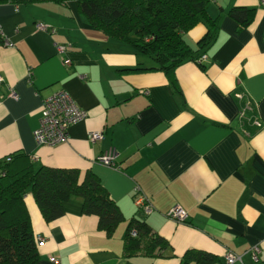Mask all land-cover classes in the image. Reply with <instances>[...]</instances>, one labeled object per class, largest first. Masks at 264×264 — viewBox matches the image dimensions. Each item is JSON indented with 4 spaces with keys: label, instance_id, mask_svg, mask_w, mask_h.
I'll use <instances>...</instances> for the list:
<instances>
[{
    "label": "crops",
    "instance_id": "1",
    "mask_svg": "<svg viewBox=\"0 0 264 264\" xmlns=\"http://www.w3.org/2000/svg\"><path fill=\"white\" fill-rule=\"evenodd\" d=\"M235 7L253 9L247 25L228 14ZM207 13L215 39L202 62L175 68L174 88L146 55L93 27L76 0H0V160L23 154L32 170L73 168L78 182L92 174L122 216L107 233L72 196L61 216L45 221L27 192L31 230L44 238L34 264H182L192 249L220 264L228 251L240 257L232 264H264V5L208 0ZM205 32L197 24L183 39L195 49ZM57 90L88 115L69 127L66 142L39 145L41 104ZM95 130L103 137L91 143ZM109 146L119 168L96 161ZM140 195L151 212L136 205ZM173 206L187 212L184 222L166 215ZM134 219L165 239L160 252L147 254L141 243L124 254Z\"/></svg>",
    "mask_w": 264,
    "mask_h": 264
},
{
    "label": "trees",
    "instance_id": "2",
    "mask_svg": "<svg viewBox=\"0 0 264 264\" xmlns=\"http://www.w3.org/2000/svg\"><path fill=\"white\" fill-rule=\"evenodd\" d=\"M76 1L93 27L146 55L153 64L150 69L163 71L174 88L175 68L189 60L202 62V54L218 29L216 19L207 13L208 0ZM228 14L244 26L251 21L253 9L235 7ZM197 24H203L206 32L194 49L186 44L183 34ZM27 192L45 221L61 216L63 202L72 196L81 198L83 213L96 215L98 227L107 233L122 219L117 205L92 174L78 182L76 169L40 166L32 170L26 155H13L10 161L0 160V264H34L38 260L36 237L24 202ZM141 243L147 254L158 253L166 245L145 222L131 220L124 237V254L132 255ZM190 263L220 264L213 254L197 249L184 254L182 264Z\"/></svg>",
    "mask_w": 264,
    "mask_h": 264
},
{
    "label": "built area",
    "instance_id": "3",
    "mask_svg": "<svg viewBox=\"0 0 264 264\" xmlns=\"http://www.w3.org/2000/svg\"><path fill=\"white\" fill-rule=\"evenodd\" d=\"M260 3L264 5V0H260ZM37 27L39 29H45L46 26L38 23ZM3 31L0 26V36L2 37ZM5 44H10L7 39H4ZM58 49L60 52L64 51V46L59 45ZM204 56H202L203 58ZM202 58L200 59L202 61ZM4 81L3 76L0 75V83ZM13 91L10 95H13ZM88 112L78 107L73 100L70 98L67 92L64 90H57L53 92L48 97L44 98L41 104V112L39 118V124L37 128L33 131V137L37 144L54 146L68 140V129L71 125L85 119ZM103 137L101 130L90 131L87 134V140L91 143ZM119 153L114 146L107 147L100 155L96 157V161L104 166L111 168H119L117 164V157ZM6 161L11 160V156L4 158ZM136 205L143 207L144 211L147 213L151 212L152 206L146 198L142 195L135 197ZM169 218L177 221L184 222L187 218V212L180 206H173L170 208L166 214ZM135 234V231H132ZM43 237L37 236L36 240L39 242L43 241ZM251 258L253 260L258 259L260 253V247L257 245L252 246L249 249ZM239 255L232 252L225 253V264H232L239 260ZM55 263L59 264L57 261Z\"/></svg>",
    "mask_w": 264,
    "mask_h": 264
}]
</instances>
